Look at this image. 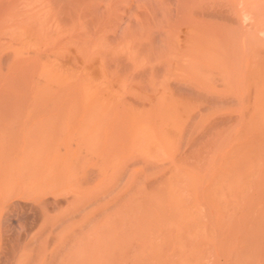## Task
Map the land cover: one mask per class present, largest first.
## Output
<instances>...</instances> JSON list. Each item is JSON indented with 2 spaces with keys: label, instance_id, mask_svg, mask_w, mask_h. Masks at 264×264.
<instances>
[{
  "label": "bare ground",
  "instance_id": "obj_1",
  "mask_svg": "<svg viewBox=\"0 0 264 264\" xmlns=\"http://www.w3.org/2000/svg\"><path fill=\"white\" fill-rule=\"evenodd\" d=\"M263 38L264 0H0V264H264Z\"/></svg>",
  "mask_w": 264,
  "mask_h": 264
},
{
  "label": "rangeland",
  "instance_id": "obj_2",
  "mask_svg": "<svg viewBox=\"0 0 264 264\" xmlns=\"http://www.w3.org/2000/svg\"><path fill=\"white\" fill-rule=\"evenodd\" d=\"M263 41H264V38H263ZM208 177H209V176H208ZM199 192H201V191H199ZM202 195H203V193H202ZM202 195H201V193H200V195L198 194V197H200V198H201V197H202ZM240 203H241V202H240ZM240 206H241V205H240ZM241 207H242V206H241ZM238 211H239V210H238ZM238 211L235 213V214H236V216H237V219H235V223H234V224H235V226H236V228H237V224H238V223H239V224H238V227H240V226H241V224H240L241 222H240V221L242 220L241 218L243 217V216L241 217V215H240V213H241V212H240V211L238 212ZM238 214H239V216H238ZM253 215H256V214H253ZM253 215H252V216H253ZM233 216L235 217V215H233ZM238 217H241V218H238ZM253 217H254V216H253ZM235 218H236V217H235ZM232 219H233V217H232ZM240 219H241V220H240ZM233 220H234V219H233ZM233 220H231V222H232V223H233ZM239 220H240V221H239ZM236 221H238V223H236ZM232 223H231V225H232ZM232 227H233V225H232ZM232 227H231V228H232ZM236 228H234V227L232 228V229H233V233H235V231H236ZM234 229H235V231H234ZM239 229H242V228H238V230L236 231V234H238V233H240V232H241V230H239ZM246 230L248 231V230H249V228H248V229H246ZM239 231H240V232H239ZM237 232H238V233H237ZM242 232H243V229H242ZM231 234H232V233L230 232V235H231ZM236 234H234V235H236ZM240 234H241V233H240ZM242 234H243V233H242ZM242 234H241V236H240L239 234H238V235H239L240 237H242ZM234 235H231V236H232V238H231V236H229V240H230V241L233 239V237H235ZM236 236H237V235H236ZM239 236H237V238H236V239H233V240H232V241H233V243H232V244H236L234 241H237V239H238V241H240V238H239ZM241 239H242V238H241ZM230 241H229V243H230ZM232 241H231V242H232ZM241 241H242V240H241ZM229 243H228V244H229ZM230 244H231V243H230ZM230 244H229V245H230ZM237 244L239 245V242H237ZM237 244H236V245H237ZM238 245H237V246H238ZM233 246H234V245H233ZM233 246H232V248H233ZM229 247L231 248V245H230ZM235 248H236V246H235ZM235 248H234V249H235ZM236 254H237V253H236ZM234 256H235V252H234ZM234 260H235V259H234ZM233 262H234V261H233ZM236 262H237V261H236ZM234 264H235V262H234Z\"/></svg>",
  "mask_w": 264,
  "mask_h": 264
}]
</instances>
